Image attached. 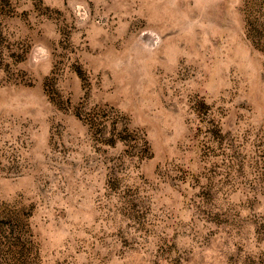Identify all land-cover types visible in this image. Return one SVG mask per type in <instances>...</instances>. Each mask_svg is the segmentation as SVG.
<instances>
[{"label": "rangeland", "instance_id": "rangeland-1", "mask_svg": "<svg viewBox=\"0 0 264 264\" xmlns=\"http://www.w3.org/2000/svg\"><path fill=\"white\" fill-rule=\"evenodd\" d=\"M0 264H264V0H0Z\"/></svg>", "mask_w": 264, "mask_h": 264}]
</instances>
